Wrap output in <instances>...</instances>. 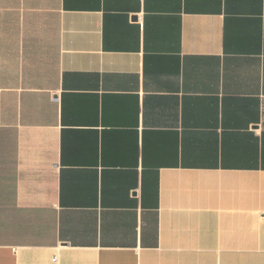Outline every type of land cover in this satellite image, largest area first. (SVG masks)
I'll list each match as a JSON object with an SVG mask.
<instances>
[{"label":"crops","instance_id":"obj_1","mask_svg":"<svg viewBox=\"0 0 264 264\" xmlns=\"http://www.w3.org/2000/svg\"><path fill=\"white\" fill-rule=\"evenodd\" d=\"M0 264H264V0H0Z\"/></svg>","mask_w":264,"mask_h":264}]
</instances>
